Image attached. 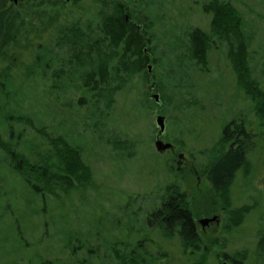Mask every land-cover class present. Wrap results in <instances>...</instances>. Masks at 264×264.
<instances>
[{
	"label": "rangeland",
	"instance_id": "obj_1",
	"mask_svg": "<svg viewBox=\"0 0 264 264\" xmlns=\"http://www.w3.org/2000/svg\"><path fill=\"white\" fill-rule=\"evenodd\" d=\"M125 1L131 2L132 7H137L141 3V0ZM224 1L238 8L247 26L250 28L254 26V40L248 49V56H251L248 66L252 70L253 84H261L259 88L264 91V0ZM151 2L153 3L150 5L157 6L159 0ZM160 2H163L164 7L158 13L161 14L158 15V19L165 25L155 26L159 33L157 38L155 34L153 45L155 57L162 63L163 69L161 66L158 67L156 73L164 87L165 97L172 96L174 104L167 108L164 106L158 108L154 105L150 111L137 97L128 96L124 94L125 92L117 93L113 97L111 118L103 128L104 132L107 131L104 136L110 139L99 143L92 125L87 128L83 124L85 117L88 116L87 111L92 112L93 108H78L77 113L69 111L70 108L78 107L74 102L77 94H73V100L70 101L64 95L62 97L60 91L51 88L58 85L54 81L47 85V92L40 88L36 80L27 81L24 93L31 92V95L24 98V106L27 109L21 105L18 111L26 117L30 115L36 126L44 128L48 138L55 140L67 134L70 140L79 135L77 143L86 151L81 160L85 162V166L80 164L75 156V164L70 167L75 169L76 177L81 175V178L70 179L71 185H68L66 190L75 187V191L70 195L64 194L63 187L66 182L60 181L58 176L51 178L42 176L41 180L35 177V183L38 185L35 190L23 187L20 183L13 187L10 179L7 187H4L6 189L0 187V194L3 190H9L5 192L7 195L5 199L0 201V210L9 207L12 215L8 220H2L0 225V264H11L15 258L19 262L14 264L30 262L43 264V261L50 264H57L55 263L57 261H62V264L69 262L117 264L118 257L122 256L123 252L130 255V250L123 251L122 246L128 241L139 244L137 247L141 251L148 252V257L152 260L150 264H192L199 257L183 256L182 247L176 236L168 239L151 233L149 227L154 225L153 220L149 219L148 224H144L148 213L161 204L163 188L168 183L167 180L172 178L182 184L191 198L195 211L193 215L195 229L202 239L200 246L204 252L200 261L202 264H221L222 261H226L223 255L232 256L239 261L242 259V264H264V112L260 111L264 106V100H260L262 96L259 95L258 100L256 98L249 100L244 92L237 89L234 94L235 88L232 86L235 77L227 57L228 45L218 41L208 52L205 72L198 69L190 75L188 71L191 78L187 80L184 78L185 74L182 75L178 71V75H182L186 83L177 85L176 82L174 87L171 86V81L165 75L164 65L166 62L180 63L181 59H184L186 55L181 56V53L184 52V46L188 45L185 32L191 28L208 31L211 29V16L201 10L206 4L204 0ZM82 4L90 5L91 0H83ZM71 8L70 3L63 7L59 0H17L13 4L12 14H16L17 17L15 26L16 24L20 26L23 22L31 23V27L23 26L18 30L19 40L28 38L31 45L20 48L19 53L17 49L13 50L15 53L7 59L8 64L14 66L12 70H2L3 79L15 76V82H21L19 75L32 64L31 58L37 49L36 44L52 36L50 27L46 26V30L40 29L41 23L46 21L49 23L55 17L59 19ZM143 15L146 16V11ZM69 18L71 16L64 20H71ZM170 28H174L173 35L164 36L163 34ZM51 73L53 69L49 68L47 75ZM157 82L150 80L143 87L147 90L149 84H154L153 89H149L150 97L154 93L162 95V90L155 86ZM197 82L199 92L193 87ZM157 115L165 118V131L159 137L162 145L160 148L156 145ZM235 115H241L240 117L243 121L246 120L247 126L250 127L255 151L249 156V163L236 173L230 183L226 192L227 206L223 209L219 201L213 203L207 198L208 182L195 171H198L197 166L201 165L204 159L201 151L212 146L220 136L221 126ZM237 118L238 116L233 118L234 121L242 120ZM87 122L92 123V120L87 119ZM24 126L25 130L18 131L24 135L30 134L32 142L51 145L32 128ZM65 129L73 131L65 134ZM128 141L133 144H128ZM34 191L41 194L36 199L41 209L39 215L35 217L37 218L35 223L32 224L29 216L35 208L34 204L29 202L33 201ZM19 201L22 203L21 206ZM125 204L129 205L127 211L123 212ZM135 212L140 213L136 218ZM51 213L54 214L51 215V221L42 227ZM214 215H218L217 221L207 223L204 227L199 223L203 218ZM63 216L69 223L62 238L59 236L63 225L60 217ZM18 223L19 229L25 231L23 237L25 245L22 249L24 241L15 233ZM89 230L92 234H89ZM160 233L162 232L158 231V234ZM27 235L28 238L25 237ZM58 237L59 244L53 243ZM80 238L85 241L84 247H81L80 243L79 246L75 244ZM109 239L110 250L104 255L99 244H107ZM260 241L261 246L258 245ZM151 244L161 247L156 251L155 248H151ZM34 251L41 263H35L33 260L31 253ZM16 254L19 256L16 257ZM95 255L99 256V262L94 258ZM228 260L231 261L230 258Z\"/></svg>",
	"mask_w": 264,
	"mask_h": 264
},
{
	"label": "trees",
	"instance_id": "obj_2",
	"mask_svg": "<svg viewBox=\"0 0 264 264\" xmlns=\"http://www.w3.org/2000/svg\"><path fill=\"white\" fill-rule=\"evenodd\" d=\"M82 1L69 0L70 6L72 5L69 12H66L59 19L58 17L51 19L49 23L47 21L41 23L40 29L46 30V26L50 27L52 36L36 44L37 49L32 53V64L28 65L24 73L19 75L20 83L15 82V76L8 79L0 78V187L2 189L7 187L8 179H10L13 187L20 183L23 187L35 190L38 188L35 177L41 180L42 176L47 178L58 176L60 181L66 182L63 187L64 194L70 195L75 191V187H69L66 190V187L71 185L70 179L81 178V175L76 177L75 169L70 167L75 164V156L80 164L85 166V162L83 163L81 160L86 151L80 148L77 143L79 135L75 139L70 138L69 140L66 134V132L69 133L73 130L65 129L66 135L63 134L55 140L48 138L44 128L40 125L36 126L30 115L26 117L18 111L21 105L25 110L27 109L24 106V98L31 95V92L24 93V88L27 87V81H32L31 79L36 80L44 92H47V85L54 81L58 85H50L51 88L60 91L62 97L64 95L70 101L73 100L72 95L77 94L74 102L78 107L77 109L76 107L70 108L69 111L77 113L78 108L89 109L92 107L93 111H87L88 116L85 117L83 124L87 128L92 125V130L94 134L96 133L99 143H104L103 140L110 139L104 136L107 131L104 132L103 128L107 126V121L111 118L113 97L117 93L125 92L124 94L128 96L137 97L142 105L145 104L144 106L150 111L155 107L154 105L158 108L163 106L167 108V106L174 104L172 96L165 97L164 87L156 73L158 67L161 66L163 69L162 63L158 62L155 57L153 45L155 34L157 38L159 33L155 26L164 27L165 25L158 19V15H161L158 13L164 7L163 2L161 3L159 0L157 6H154L150 5L153 3L151 0L148 2L141 0L139 6L132 7V3L125 0H91L90 5H83ZM59 2L63 4V7L69 5L66 0H59ZM204 3L206 4L201 10L211 16V29L205 31L199 28H191L185 32L188 45L184 46L185 53L182 52L181 56H186L181 59L180 63L166 62L164 65V72L171 81V86L174 87L176 82H178L177 85L182 84V82L186 83L182 78L183 73L185 74L184 78L190 80L191 77L189 76L197 72L198 69V71L205 72L209 50L218 42L226 43L228 45L227 57L235 77L234 86H232L235 88L234 94H236L237 89L244 92L249 100H253V98L258 100V95L262 96L260 100H264V91L259 88L261 84H253L251 80L252 70L248 66L251 59V56H248V49L254 40V26L252 28L247 26L242 13L228 1L204 0ZM12 7L13 3L0 0V34L9 39L23 26L31 27L30 21L20 23L21 27L17 24L15 26L16 19L14 15H11ZM144 11H146V16L143 15ZM74 13L75 16L73 17ZM69 16H71L69 18L71 20L65 21L64 19ZM173 29H165L167 31L163 35L172 36ZM24 40L31 43L28 38ZM156 42L158 43V41ZM148 64L152 66V74L148 73ZM49 68L53 69V73L47 75ZM178 71L182 74L181 76L178 75ZM188 71L190 75H188ZM150 80L158 81L155 86L162 90V95H159L161 104H157L149 95V86L153 83L148 85L147 90L143 89ZM197 84L199 83L193 84V87L195 91L199 92L200 87ZM31 89L33 90V87ZM260 111L264 112V106L260 108ZM236 116H238L237 119L242 120L234 121L233 118ZM240 116L235 115L229 121H225L219 130V138L212 143V146L201 151L204 159L201 161V165L197 166L200 176H204L208 181L207 198L213 203L219 201L223 209H226L225 206H227L226 192L230 183L234 180L236 173L249 163V156L255 151V144L251 140V129L247 126L246 120L243 121ZM87 119L92 120V123H88ZM24 125L27 128H32L36 134H40L39 136L50 142L53 147L51 148L49 143L32 142L30 134L24 135L18 131L25 130ZM127 143L133 144L131 141ZM167 181L168 183L163 188L162 195L164 196H162L161 204L148 213L144 224L147 225L149 219L153 220L154 225L149 227L151 233L168 239L176 236L182 247L183 256L196 255L199 258L192 264H202L200 262L204 254L200 248L202 239L194 228L193 215L195 211L192 207L191 198L182 184L175 181L174 178ZM5 192H9V190H3L0 194V201L7 196ZM39 196L41 194L34 191L33 201L29 202L34 204L35 208L32 215L30 214L32 217L29 216L30 221H33L32 224L35 223L37 219L35 217L39 215L41 209L36 203ZM19 203L21 206L22 203L20 201ZM128 205L125 204V211L123 212L127 211ZM10 211L9 207L0 210V225L2 220L12 218ZM138 214L140 213L135 212L134 217L139 216ZM242 214L245 215L246 213ZM51 215L54 214H49L48 220L44 221L42 227L49 224ZM59 216L61 215L59 214ZM60 219L63 225L59 237L63 238L69 221L64 216ZM18 225L19 223L17 227ZM158 231L162 233L158 234ZM15 233L24 241V229L20 230L18 227L15 229ZM47 233L46 231L45 234ZM62 234L64 235L62 236ZM89 234H92L90 230ZM25 237L28 238V235ZM59 237L54 239L53 243L59 244ZM82 240V238L77 239L75 244L79 246L80 243V246L84 247L85 241ZM23 243L21 249L24 247L25 241ZM110 245V239L107 244H99L104 255L110 250ZM258 245L261 246L262 241ZM122 246L124 247L123 251L130 250V255L123 252V255L118 257L117 264H150L152 262L151 258L148 257V252L141 251L137 247L139 244L128 241ZM160 247V245L151 244V248H155L156 251ZM16 255V257L19 256ZM31 255H33L32 258L35 263H41L36 258L39 256L35 254V251ZM94 258L99 262L98 255H95ZM15 262H19V260L15 258L11 264ZM42 263L50 264L48 261ZM55 263L62 264L63 262L57 261ZM99 263L104 264L103 262ZM69 264L75 263L69 262Z\"/></svg>",
	"mask_w": 264,
	"mask_h": 264
},
{
	"label": "flooded vegetation",
	"instance_id": "obj_3",
	"mask_svg": "<svg viewBox=\"0 0 264 264\" xmlns=\"http://www.w3.org/2000/svg\"><path fill=\"white\" fill-rule=\"evenodd\" d=\"M10 1H12L10 3H13V4L17 2V0H10ZM66 1H67V4H69V0H66ZM12 15H14L15 19H17L16 14H12ZM9 40H11V41H9ZM28 40H30V39H28ZM30 45H31L30 41H26L24 39L19 40L18 31L15 32L13 34V37L10 39L7 36L0 34V57H1V59H0V78L4 77L2 74L3 69L12 70V67L14 66V64L9 65L8 59H7L9 56H13V54L15 53V51H13V50L17 49V52H18V50L20 48H25V47L30 46ZM7 77H12V76H7ZM195 172H197V175L199 177H204V176H200L198 171H195ZM204 179L206 180L205 177H204ZM206 182H208V181L206 180ZM211 218H214L213 221H217L219 217H218V215H214L213 217L212 216L206 217V218H203L202 220H200L199 223H201L202 227H204L207 223L213 222L211 220H208ZM203 220H208V221L202 222ZM193 224H194V220H193ZM194 228H195V224H194ZM223 256L225 257L223 259H225L226 261H222L221 264H242V261L240 262L239 260L232 258V256H230V257H228L227 255H223ZM228 258H230L231 261H229Z\"/></svg>",
	"mask_w": 264,
	"mask_h": 264
},
{
	"label": "water",
	"instance_id": "obj_4",
	"mask_svg": "<svg viewBox=\"0 0 264 264\" xmlns=\"http://www.w3.org/2000/svg\"><path fill=\"white\" fill-rule=\"evenodd\" d=\"M147 69H148V73L151 74L152 72V66L151 65H148L147 66ZM154 87V84H151L149 86V89L152 90ZM151 98L154 99V101L157 103V104H161V101H160V98H159V94L158 93H154L153 95H151ZM165 118L162 116V115H157L156 116V125L158 127V131L156 133V145L157 147H162L161 145V141L159 140V137L164 133L165 131ZM208 220H211L213 221L214 218H211V219H208ZM208 220H203L202 222H206Z\"/></svg>",
	"mask_w": 264,
	"mask_h": 264
}]
</instances>
